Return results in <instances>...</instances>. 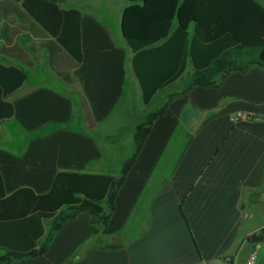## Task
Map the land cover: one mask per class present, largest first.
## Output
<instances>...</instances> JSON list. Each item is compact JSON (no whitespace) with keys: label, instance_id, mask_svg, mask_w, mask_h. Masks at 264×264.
I'll return each mask as SVG.
<instances>
[{"label":"crops","instance_id":"crops-1","mask_svg":"<svg viewBox=\"0 0 264 264\" xmlns=\"http://www.w3.org/2000/svg\"><path fill=\"white\" fill-rule=\"evenodd\" d=\"M106 2V8L94 0L75 8L81 13L83 60L75 65L65 56L73 85L50 68L36 69L44 53L30 54L31 68L10 58L4 63L29 74L7 96L14 114L0 125L7 195L19 188L44 194L61 171L115 175L127 159L145 112L130 106L134 97L141 100V91L121 33L128 2ZM177 81L156 95L165 94L167 107L119 190L108 225L95 227L88 213H80L61 226L41 257L17 264H222L224 259L247 264L253 249L248 238L264 228V69L232 72L215 86L185 93ZM80 113V131L59 129L25 139L28 132L65 124ZM237 113L245 120L233 122ZM182 145L172 169L159 166L167 150L174 158ZM153 174L160 181L149 205L138 208L125 230ZM48 233L46 224L44 238ZM255 264H264V246Z\"/></svg>","mask_w":264,"mask_h":264},{"label":"trees","instance_id":"trees-1","mask_svg":"<svg viewBox=\"0 0 264 264\" xmlns=\"http://www.w3.org/2000/svg\"><path fill=\"white\" fill-rule=\"evenodd\" d=\"M70 1L0 0V41H4L0 45V125L14 114L7 96L18 90L29 75L18 65L4 64L8 58L31 68L30 54L35 57L44 53L55 75L67 85L74 84L69 71L61 69L65 56L75 65L83 60L81 13L68 8ZM121 30L132 54L131 69L145 106L182 78L189 66V80L181 93L194 87L215 86L232 72L264 69V5L257 0H128ZM15 37L23 38L24 43H13ZM167 103L147 113L135 126L131 155L115 175L61 171L44 194L19 188L7 195L0 172V264L41 257L61 226L80 213L89 214L91 225L106 227L115 210L116 196ZM81 120L80 113L65 124H47L26 133L25 139L59 129L80 131ZM183 148L174 149V158L167 156V150L159 166L163 162L172 169ZM159 181L153 174L125 230L138 208L148 207ZM46 224L49 233L44 238ZM261 240V232L248 238L251 245Z\"/></svg>","mask_w":264,"mask_h":264},{"label":"rangeland","instance_id":"rangeland-1","mask_svg":"<svg viewBox=\"0 0 264 264\" xmlns=\"http://www.w3.org/2000/svg\"><path fill=\"white\" fill-rule=\"evenodd\" d=\"M86 1H88V0H71L67 4V6L74 7V8H79V9H83V8H86V6H85ZM106 1H108V0H94V2L99 3L103 8H106V6H107L106 5V3H107ZM257 1L259 3H261L262 5H264V0H257ZM37 67H38L39 70L37 69ZM61 68L64 69V70H68L70 68V63L68 62V60H67L66 57H63V59H62ZM36 69L38 71H42L43 70L44 73H45V71L47 72V70H49L48 63H47L46 58L40 57L36 61ZM190 69H191V67H189L188 70L183 74L182 78H180V80L177 81V86H179L180 88H184L185 84L188 82L189 76H190V71H191ZM46 78L47 77H45V79ZM129 97H130V95H129ZM165 100H166L165 99V94H164V96L162 94H159L158 96H156L152 100V102H151V104L149 106H145L141 102V100H138L137 101L136 100V97H134V101L132 102V104H130V106H133V108H136L137 110L143 109V112H145V115H146L147 113H151V112L159 109L163 105V103L165 102ZM126 105L127 104H125V106ZM135 122H136V120H135ZM81 128L84 129L83 126H81ZM129 143H131V146H132V141H129ZM131 152H132V149L129 151L128 157H126V158H129L130 157ZM261 260H263V258Z\"/></svg>","mask_w":264,"mask_h":264},{"label":"built area","instance_id":"built-area-1","mask_svg":"<svg viewBox=\"0 0 264 264\" xmlns=\"http://www.w3.org/2000/svg\"><path fill=\"white\" fill-rule=\"evenodd\" d=\"M242 120H245V117L242 113H237L234 117H233V122L237 123L240 122ZM261 235H262V240L260 243L254 244L253 245V249L249 254V259L247 264H255L257 261V255H258V251L259 249L264 245V228L260 231ZM222 264H235L234 261L232 259H224Z\"/></svg>","mask_w":264,"mask_h":264},{"label":"water","instance_id":"water-1","mask_svg":"<svg viewBox=\"0 0 264 264\" xmlns=\"http://www.w3.org/2000/svg\"><path fill=\"white\" fill-rule=\"evenodd\" d=\"M127 2H128V0H127ZM121 33H122V30H121Z\"/></svg>","mask_w":264,"mask_h":264}]
</instances>
